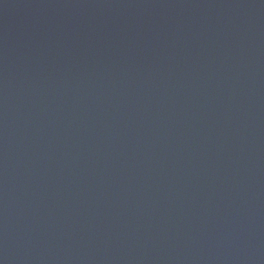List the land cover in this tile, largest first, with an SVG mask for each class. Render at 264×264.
<instances>
[{"label":"water","instance_id":"1","mask_svg":"<svg viewBox=\"0 0 264 264\" xmlns=\"http://www.w3.org/2000/svg\"><path fill=\"white\" fill-rule=\"evenodd\" d=\"M0 264H264V0H0Z\"/></svg>","mask_w":264,"mask_h":264}]
</instances>
